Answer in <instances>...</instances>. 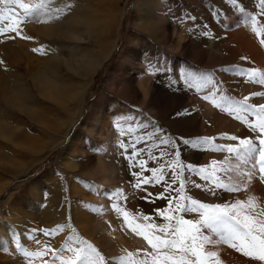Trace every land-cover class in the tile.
Returning a JSON list of instances; mask_svg holds the SVG:
<instances>
[{"label": "rangeland", "instance_id": "374dc122", "mask_svg": "<svg viewBox=\"0 0 264 264\" xmlns=\"http://www.w3.org/2000/svg\"><path fill=\"white\" fill-rule=\"evenodd\" d=\"M243 2L246 14L230 11L226 0L223 3L222 0H70L65 3L47 0L41 14L52 13L51 17L57 18L68 11L70 21L86 14L91 23L80 22L73 27L74 35L67 30L42 31L51 17L40 15L22 25L23 35L29 39L0 36V61H3L0 64V264L23 263L25 257L17 249V242L29 252L43 251L47 245L67 258L71 253L63 251L64 244L79 246L69 241V236L87 240L111 264H120V257L129 252L134 254L133 259L141 257L136 254L144 251L138 247L122 250L98 237V228L94 234L99 243L82 229L95 232L89 226L97 224L103 215L98 209H109L116 202L115 195H104L106 205H99L94 194L100 189L112 194L121 191V200L130 208L126 210L141 226L167 223L155 215L157 210L167 207V201L155 199V194L168 193L155 182L141 183L136 188L134 173L139 169H130L132 162L124 159L118 148L121 141L140 134L139 129L129 132V128L146 123L149 131L153 126L160 128L163 138L171 142L167 150L179 152L180 163L196 167L208 166L212 159L219 161L228 155L221 152L223 157L216 158L218 152L213 151L215 145L236 143L220 142L219 138H226V134L254 136L246 125L216 106L211 112L203 111V97L214 91L217 100L221 95L236 100L249 96V103L264 104V97H254L250 92L244 95L243 91L232 88L236 83L246 87L252 84L246 76L236 74V67L264 73V45L260 42L264 36H257L248 20V16H257L259 0ZM218 12L221 14L217 15ZM257 19V27H264V19L259 16ZM229 50L237 54L232 61L227 57ZM85 52L96 54V63L87 70L77 64L81 61L84 65L87 61ZM223 68L233 71L225 73L221 71ZM189 72L213 82L198 92L183 79ZM41 75L51 81L54 97L45 92L46 85L40 84ZM139 78L145 79L142 86L148 94L144 98L139 90ZM217 84L222 91H216ZM6 93L9 97L15 94L18 102ZM15 103L22 105L20 110ZM212 113L217 114L218 124L230 121L238 127L231 132L214 131ZM195 115L199 117H192ZM96 117L101 125L94 128ZM117 124L124 129L123 135ZM205 138L212 140V144L202 143ZM185 140L190 143H183ZM158 143L153 141L147 146L154 155L161 151L155 147ZM193 144L198 147L194 148ZM98 156L116 166L115 171H105L108 178L115 180H103L98 172ZM141 158L146 161L143 176L151 178L150 170L159 169L160 164L148 160L146 154ZM173 159L174 156L166 155L160 163L171 167ZM232 162L236 163L234 158ZM242 169L245 173L258 170L250 165H242ZM233 173L229 175L234 177ZM184 175L189 184L181 195L206 203L248 200V197L245 200L233 197L245 192L247 185L240 187V192L216 190L212 195L192 187L191 181L205 183L195 173L185 171ZM218 175L227 182L226 175ZM211 186V181L205 184L206 188ZM149 193L153 195L144 199ZM221 194H228L231 199L220 201ZM145 215L150 219L145 220ZM186 218L198 219V216L187 214ZM57 226H62L63 231L44 234V230ZM43 259L53 264L51 253L34 263L42 264ZM214 262L212 259L210 264Z\"/></svg>", "mask_w": 264, "mask_h": 264}, {"label": "snow or ice", "instance_id": "6c2138e0", "mask_svg": "<svg viewBox=\"0 0 264 264\" xmlns=\"http://www.w3.org/2000/svg\"><path fill=\"white\" fill-rule=\"evenodd\" d=\"M225 0H222V3ZM255 3V0H250ZM47 0H39L38 3L26 2V0H0V36L8 39H29L23 35L22 25L26 20L38 18L45 8ZM229 10L238 11L240 14H246V6L243 0H226ZM259 12L257 16L264 19V0H259L257 5ZM221 13H217L220 15ZM257 16H248L252 25V31L257 36H264V27L258 28L259 23ZM190 21H194V17H188ZM220 23H223L221 20ZM13 34V35H9ZM264 45V38L261 39ZM34 51H36L34 49ZM244 59V58H242ZM3 61H0L2 64ZM221 71L227 73L233 71L232 68H223ZM235 72L239 76H246L248 81L260 86H264V73L254 68H235ZM189 88H195L201 91L213 81L208 77H197L193 73H186L183 76ZM216 91H222L219 84L216 85ZM252 96L264 97V92H254ZM206 101H211L221 111L226 112L230 116H234L236 120L242 122L250 130L254 136L238 137L236 135H227L228 140L236 143L227 145H215L213 151L227 153L223 160L212 159L210 165L196 167L192 164L180 163V153L168 151L171 144L169 140L163 138L160 134L161 129L153 126L149 131V124L138 125L137 128H129V132H136L139 129L140 134L128 139L126 142L121 141L118 148L121 150L122 157L132 163L129 164L130 169H139L134 173L136 177V188L143 185H150L155 182L161 185L168 193L155 194V199L166 200L167 207L156 211L155 215L163 217L166 224L160 226L154 222L147 225H135L134 231L143 236L147 241L151 251L145 250L141 259H133L134 254L129 252L126 256L120 257V264H210L213 258L217 257L216 251L206 248L215 247L221 244H227L235 251L242 253L251 260L264 264V209L257 210L255 207V198H249L247 202L235 201L233 203H206L191 196L181 195L186 191L189 180L186 179L185 171L195 173L205 183H196L191 181L192 187L207 190L212 195L216 194V190H224L228 192H237L241 188L233 183L234 177L229 175L235 172L238 176H248L250 179L253 171L245 173L242 165H250L252 169L258 168L261 180L264 182V104L258 106L249 103V97L236 100L229 96L221 95L220 99H215V91L211 95L203 97ZM249 116L255 117L250 120ZM117 129L123 135L124 129L117 124ZM153 141H159L155 147L160 148L159 155H154L153 151L147 147ZM183 143L188 144L185 140ZM202 143L212 144V140L205 138ZM144 145V146H141ZM194 148L197 144L192 145ZM147 155L148 160L156 161L160 164L159 169H151V178L143 176L146 161L141 158ZM175 159L171 160V167H165V163H160L165 156ZM258 157V159H257ZM236 163L233 164L232 160ZM178 166V167H177ZM171 173L170 175L168 173ZM218 173L227 176V182L221 179ZM211 181V187H205L207 182ZM179 185L177 188L176 185ZM173 193L175 195H173ZM101 195L111 197L115 195L120 197L123 195L121 191L114 194L101 192ZM153 194L149 193L144 199H149ZM155 199L152 200L155 203ZM126 201V197H125ZM110 207L123 215L128 220V212L121 207L120 201L112 203ZM102 211V209H98ZM172 213V214H169ZM187 214H196L198 219L186 218ZM145 220L150 217L145 215ZM38 230H33V232ZM63 231L62 226L55 229L44 230L45 235H51ZM156 233H162L156 234ZM29 239H35L29 236ZM69 241H73L79 245L77 247L65 243L63 251L71 253V256L63 258L60 251L45 246L43 251L29 252L17 242V249L28 258L31 264L32 258L44 257L51 253L53 264L59 261V264H111L106 261L105 257L87 240L81 239L79 236L68 237ZM39 244V241H36ZM7 251V249H4ZM42 264H49L47 260H43ZM215 264L220 261L215 260Z\"/></svg>", "mask_w": 264, "mask_h": 264}, {"label": "bare ground", "instance_id": "6f19581e", "mask_svg": "<svg viewBox=\"0 0 264 264\" xmlns=\"http://www.w3.org/2000/svg\"><path fill=\"white\" fill-rule=\"evenodd\" d=\"M27 1L28 0H26V2ZM55 1L65 3L66 1H70V0H55ZM88 1H90V0H88ZM63 12L64 13H62V15L57 17V18L51 17L52 13H47L48 16H46L45 14H40V15H43L44 18L51 17L49 19V21H46L44 23V28H41V30L47 29V31L48 30L51 31V29H52V30H55L57 32H61L60 30H63V31L67 30V31H72V35H74L73 27H75L76 25H79L80 22H82L84 24L91 23V21H89L87 19L86 14H81L80 15L81 19H73L70 21L69 12L68 11H63ZM42 31H44V30H42ZM177 42H178V44L181 42L180 36H178ZM247 53H251V51L247 50ZM84 56H87V61L84 62V65H81V61H78L77 64L80 66V68H84L87 70V69H90V67L96 63V60H95L96 54L94 52H87V53L85 52ZM227 57L230 61H232L233 59H235L237 57V54L234 50H229ZM37 79L38 78H36V80ZM41 80H42V82H40V84L46 85L45 89H44L45 92L50 97H54V87H53L51 81L49 80V78L44 76V75H41ZM144 80L145 79L142 80L141 78L138 79V83L140 84L139 90H140V92L141 91L143 92V98H144V96H146L148 94L147 89L144 86H142V84L144 83L143 82ZM66 86H68V85H66ZM261 87L262 86L257 85L255 83L248 85V87H246L240 83L233 84V86H232L233 90H235L236 92L237 91H243L242 93H244V95H245V92H250V94H252L251 92H254L256 90L264 92V87L262 90H260ZM6 95L9 97V93H6ZM55 97H57V95H55ZM9 98H13L16 102H18L15 94H14V96L10 95ZM143 103H145V102L143 101ZM15 107L20 110V107H22V105L15 103ZM214 108H215V105L212 104L211 101L205 100L203 102V111L205 113L211 112V110H213ZM212 114L215 117L214 118V121H215V130L214 131H220L221 129H226L227 132H231L238 127V126H234L233 124H231L230 121H225L221 124H218V120H217L218 117L216 118L217 114L216 113H212ZM192 117L198 118L199 115H195ZM96 125H101V121L98 117L93 118V125L92 126H94V128H95ZM94 128H93V130H94ZM0 132H1V130H0ZM219 141L222 143L232 142V141L228 140L227 138H219ZM217 154H218V156L216 158H222L223 157V154H221V152H218ZM234 164H235V162H234ZM97 166L99 167L98 172L100 174H102V176H103V180H106L108 182L115 180V179L108 178V176H106V174H105V171H115L116 170V166L114 164L108 163L105 158H103L102 156H98V165ZM250 171H253V170H250ZM257 171L259 173V170H257ZM257 171H256V173L254 172V175L250 179L246 177L247 175H245L244 177H240L236 173H233V175H234L233 183L234 184H236L242 188H244L247 185V188H245L246 189L245 192H243L242 194H236V195L234 194L233 197H235V199L242 197L244 200L247 197H248L247 199L255 198V202H254L255 207L259 211L261 209H264V182H262L260 180L261 176H260V173L259 174L257 173ZM247 172H249V171H247ZM99 178H101V177H99ZM101 192H104V190L100 189L97 194H94V196H95L96 200L98 201L99 205L102 204L103 206H105L106 205L105 198H104V195L100 194ZM221 195H222V198L220 201L225 200V198L228 201L231 199V197H229L228 194H221ZM117 200L120 201V205L122 208H124L125 210L130 209V208L125 206L126 204H124L125 203L124 200H121V197H116V201ZM142 206H145V204L142 203ZM102 211H103L102 212L103 215L99 217L97 224L89 226V228L94 229L95 232L89 231L87 228L82 227L83 233L86 236L95 240L94 241L95 243H99V238H95V234H94V233H96V230L98 228V231H99L98 237L105 238L106 240H108L109 243L113 244L115 246V248H119L122 250H134L136 247H138L140 250H143V251H145V250L151 251L150 246L148 245V243L145 242L143 236H141L138 232L133 230L135 225H140V224L135 220V218L130 213H128V220L126 221L123 218L122 213L117 214V212L115 210H113L112 208L105 209V210L102 209ZM112 217H115V219L113 220ZM84 218H86V216H84ZM107 221H108V223H107ZM206 248L208 250L217 252V257L213 258V260L218 259L220 261V264H260V262L251 260L249 257H245L242 253L235 251L233 248L229 247L227 244H221V245H217L215 247L206 246ZM138 258L141 259L142 256L138 257ZM18 259H20V258H18ZM38 259H41V257L32 258L31 264L39 263V261L34 263ZM43 260H45V259H43ZM114 260L115 259H113V261ZM22 264H29L28 258L27 259L25 258L23 260ZM57 264H58V262H57ZM214 264H215V262H214Z\"/></svg>", "mask_w": 264, "mask_h": 264}]
</instances>
